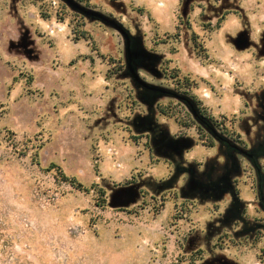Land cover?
<instances>
[{
  "label": "rangeland",
  "instance_id": "1",
  "mask_svg": "<svg viewBox=\"0 0 264 264\" xmlns=\"http://www.w3.org/2000/svg\"><path fill=\"white\" fill-rule=\"evenodd\" d=\"M0 264H264V0H0Z\"/></svg>",
  "mask_w": 264,
  "mask_h": 264
},
{
  "label": "trees",
  "instance_id": "2",
  "mask_svg": "<svg viewBox=\"0 0 264 264\" xmlns=\"http://www.w3.org/2000/svg\"><path fill=\"white\" fill-rule=\"evenodd\" d=\"M224 19H225V15L219 20L216 29H220V28H221V25H222V22H223ZM194 43H195L196 46L201 47V45L198 44L197 36H196V35H194ZM124 67H125V66H123V69H124ZM123 69H122V70H123ZM193 99H194V98H193ZM194 101H195V103L197 104V107H198V109H199V112H200V114H201V116H202L203 118H205V119H207L209 122H211L212 125H213L215 128H217L218 130H220V131L222 132L223 135H226V136L232 138L233 140H235V141H237V142H238V141H239V142L241 141V137H240L239 135H235L232 131H230L229 128L226 126L225 123H223V122H221V121H219V120H216V119H214V118L209 117L208 115H206V113H204V111L199 107L200 102H199V101L197 102L195 99H194ZM163 114H166L165 111H163ZM196 124H197V123H196ZM198 127H199V129H200L202 132H205V129H204L201 125H198ZM206 132H207V131H206ZM209 138L211 139V141H210V143H211L210 146H214L215 141H214L213 136H211V135L209 134ZM51 167H52V169L55 168L56 170H58V171H57V173H58V179H59L60 181H63V182H65V183H68V184H70L71 186H73V187H75V188H77V189H79V190H81V191H84V192H88V191H90V190H94V189H95V190L97 191V193H98L99 195L102 196V204L104 205V204L106 203V198H105V194H106V192H105L104 189L99 188L97 184H94V185H92L91 187H86V186H84L82 183H80L76 178L67 176V175L65 174V172H64L59 166L53 164Z\"/></svg>",
  "mask_w": 264,
  "mask_h": 264
}]
</instances>
